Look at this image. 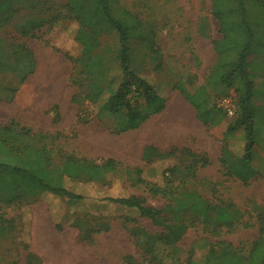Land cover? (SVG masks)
Returning <instances> with one entry per match:
<instances>
[{"label": "rangeland", "instance_id": "1", "mask_svg": "<svg viewBox=\"0 0 264 264\" xmlns=\"http://www.w3.org/2000/svg\"><path fill=\"white\" fill-rule=\"evenodd\" d=\"M68 1L0 0V20L5 19L0 29V125L15 121L18 129L29 130L32 136L23 141L30 147L51 151L54 167L61 168L70 155L97 164L112 158L124 168L142 169L147 180L159 185L164 184L165 170L177 163L176 158L159 159L160 154L172 151L186 166L193 159H208V166H199L184 181L183 176L189 171L182 168L173 184L201 193L216 205L229 206L236 216V225L232 230L218 232L202 225L191 228L177 245L181 249L179 257L186 259L193 253L196 264H217L211 261L212 249L213 259L220 257L226 247L248 252L259 238L258 216L264 210V55L249 58V73L255 83L253 106L258 139L252 150V164L258 175L243 184L228 176L226 164L221 162L225 146L230 153L242 156L247 142L244 132H229L236 116L230 118L217 108L219 99L226 93L233 96L235 88L208 84L214 67L227 64L229 71L236 59L233 54L218 55L214 50L213 43L221 35L210 0L127 1L144 21H150L146 22L148 26H157L161 55V68L150 60L145 66L149 48L145 41H133V67L148 69L146 75L161 96H180V89H184L203 97L205 108L212 114L213 121L202 140L191 149L145 146L149 131L145 137L136 130L116 134V126H104L91 112L79 120L77 105L72 102L74 65L65 56L76 57L80 52L75 40L78 25L70 20L60 21L68 13ZM55 19L60 20L55 23ZM97 55L106 66L108 82L113 80L118 85L122 77L117 38L107 37ZM31 67L34 72L30 74ZM201 87L205 90L201 91ZM57 112L61 116L59 123L54 120ZM39 133L44 135L37 136ZM146 147L156 148L149 161L144 158ZM70 187L86 197L76 206L51 194L22 209L0 204V214L15 221L14 233L0 235V264H24L26 243L41 264H129L130 256L135 261L143 259L136 243L138 235L144 231L162 232L150 220L139 218L137 223L127 224L117 218L108 232L96 235L89 243L81 241L80 230L72 223L91 212L119 214L114 204L105 201L107 197L132 194L158 209L165 206L166 198H152L144 186L133 187L121 180L111 188L81 184ZM12 197L11 188L0 180V201Z\"/></svg>", "mask_w": 264, "mask_h": 264}, {"label": "trees", "instance_id": "2", "mask_svg": "<svg viewBox=\"0 0 264 264\" xmlns=\"http://www.w3.org/2000/svg\"><path fill=\"white\" fill-rule=\"evenodd\" d=\"M127 1L69 0L67 15L62 16V20H54L55 23L59 20H70L78 25L75 40L80 46V52L76 57L65 56L74 65L72 85L75 92L72 102L77 105L79 120L91 112L104 126H116V134L139 129L153 116L161 114L169 99L157 92L146 75L148 69L145 66L148 60L157 62L156 68H161L158 36L155 31L157 26H148L150 21H144L128 6ZM210 2L212 15L219 24L221 35V39L213 43L214 50L218 55L233 54L236 59L234 67L229 71L226 70L227 64L214 67L208 84H226L229 88H235L234 98L238 109L235 126L229 132H244L247 142L242 156L230 153V148L225 146L221 162L226 164L228 176L247 184L258 175L252 164V150L258 139L257 113L253 106L255 83L249 73V58L264 55V0ZM3 22L5 19L0 20V29ZM109 36H115L118 43V67L122 77L118 85L113 80L108 82L106 66L97 55V51ZM133 41H145L150 51L144 60L145 66L140 70L133 67ZM29 71L31 74L34 68L31 67ZM204 90L205 87H201V91ZM180 92L196 109L198 119L209 126L213 117L205 108L203 97L190 94L184 89H180ZM227 96L230 95L226 93L223 97ZM60 119V113L57 112L54 120L59 123ZM18 128L15 121L0 125V180L13 193L11 199L0 201V204L22 209L51 194L64 199L71 206H76L86 197L74 191L71 184L111 188L120 180L133 187L144 186L152 198H166L165 206L158 209L147 205L146 199L132 194L107 197L105 201L114 204L119 214L91 212L86 213L84 218L74 219L72 225L79 228L81 241L85 243L91 242L98 234L108 232L112 221L117 218L123 219L127 224L137 223L139 218L147 219L160 227L162 232L159 234L144 231L138 235L136 243L143 259L135 261L130 256L127 258L129 264H196L193 253H189L186 259H181V249L177 247L191 228L202 225L218 232L221 229L232 230L236 225V216L229 206L216 205L205 199L201 193L173 184L182 168L189 171L183 176L184 181L199 166H208V159H193L186 166L172 151L160 154L159 159L176 158L177 163L165 170L164 184L159 185L147 180L142 169L124 168L112 158L97 164L95 161L70 155L61 168L54 167L51 163V151L30 147L23 138L32 136V133L25 128ZM154 151L156 148L146 147L145 160L149 161ZM258 221L259 238L248 252L226 247L220 257L213 259L212 249L211 261L217 264H264V210L259 214ZM5 232H15V221L7 219L1 213L0 235ZM24 251V264H41L27 243ZM13 264L20 263L16 261Z\"/></svg>", "mask_w": 264, "mask_h": 264}, {"label": "crops", "instance_id": "3", "mask_svg": "<svg viewBox=\"0 0 264 264\" xmlns=\"http://www.w3.org/2000/svg\"><path fill=\"white\" fill-rule=\"evenodd\" d=\"M179 93L180 96L168 99L167 107L161 114L153 116L136 130L143 137L149 131L150 137L145 141V146L153 145L159 149L181 146L191 149L193 144H199L202 140L207 126L198 119L196 109Z\"/></svg>", "mask_w": 264, "mask_h": 264}, {"label": "built area", "instance_id": "4", "mask_svg": "<svg viewBox=\"0 0 264 264\" xmlns=\"http://www.w3.org/2000/svg\"><path fill=\"white\" fill-rule=\"evenodd\" d=\"M235 96H227L219 99L217 108L222 110L228 117H235L237 114V103L234 98Z\"/></svg>", "mask_w": 264, "mask_h": 264}]
</instances>
